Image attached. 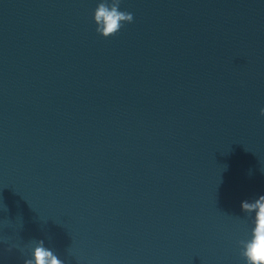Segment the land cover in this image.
<instances>
[{
    "label": "water",
    "instance_id": "95a60500",
    "mask_svg": "<svg viewBox=\"0 0 264 264\" xmlns=\"http://www.w3.org/2000/svg\"><path fill=\"white\" fill-rule=\"evenodd\" d=\"M264 195V182L138 203L0 233V264H24L43 240L64 264H246L239 241L254 213L241 203ZM20 249H23L21 251Z\"/></svg>",
    "mask_w": 264,
    "mask_h": 264
},
{
    "label": "clouds",
    "instance_id": "9594fccd",
    "mask_svg": "<svg viewBox=\"0 0 264 264\" xmlns=\"http://www.w3.org/2000/svg\"><path fill=\"white\" fill-rule=\"evenodd\" d=\"M120 4L121 0H101L94 10L96 32L104 38L116 35L125 24L134 20L132 13L120 10ZM260 115L264 116V108L260 109ZM241 208L246 214L255 215L250 238L239 241L240 255L246 264H264V195L252 202L243 201ZM0 242L9 244V251L20 248L19 244L10 243L7 237L0 238ZM24 264H64V261L45 247L43 240H33L31 258L25 259Z\"/></svg>",
    "mask_w": 264,
    "mask_h": 264
}]
</instances>
